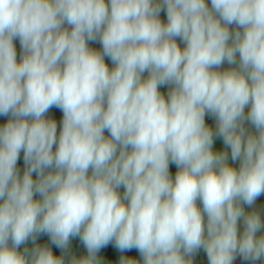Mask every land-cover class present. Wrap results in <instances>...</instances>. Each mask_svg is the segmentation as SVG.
Instances as JSON below:
<instances>
[{
    "label": "clouds",
    "instance_id": "obj_1",
    "mask_svg": "<svg viewBox=\"0 0 264 264\" xmlns=\"http://www.w3.org/2000/svg\"><path fill=\"white\" fill-rule=\"evenodd\" d=\"M97 37L102 53L88 46ZM237 54L238 67L218 70ZM52 107L63 113L58 138ZM206 113L238 170L213 150ZM9 114L0 264H63L46 247L18 251L39 233L61 249L79 236L88 255L71 264H100L111 241L143 264H192L200 248L209 264L264 257L261 217L242 207L264 194V0H0V116ZM245 119L258 134L246 136Z\"/></svg>",
    "mask_w": 264,
    "mask_h": 264
},
{
    "label": "rangeland",
    "instance_id": "obj_2",
    "mask_svg": "<svg viewBox=\"0 0 264 264\" xmlns=\"http://www.w3.org/2000/svg\"><path fill=\"white\" fill-rule=\"evenodd\" d=\"M106 2H107V0H106ZM158 2H159V0H158ZM206 3L208 5V7L211 9V0H206ZM159 17L163 23L167 22L166 6L162 5ZM64 27L67 28L68 30H71L70 26H68L67 24H65ZM229 30L231 33H234L237 30H239L241 32L243 31L242 29H238V27L234 24L229 26ZM13 43H14V46L16 48L17 61L19 62L22 58V55H23V50H22L19 38H15ZM177 43L181 48H183L185 46L184 42L182 40H180L179 38H177ZM88 46L91 49L99 51L101 53L103 51L102 44L100 43L99 37H97V39L94 41H89ZM104 59H105V63L108 65L110 70L115 67V65L112 63V61L108 57H104ZM238 64H239V55L237 54V63L236 64L229 65L227 63V61H225L220 66V69H218V70L224 71V70H228L231 68H236V67H238ZM147 75H148V73L145 72L144 74H142V78H147ZM173 87L174 86L170 85V84L162 85L160 87L159 90L165 96V99L168 98V93L172 90ZM249 111H250V105L246 106V108H245V117H247V114ZM9 117L10 116H7L8 120H10ZM5 118H6V116H0V123ZM45 118H46V116H45ZM205 121H206V124L209 125L213 129V132H214L213 150L216 152H226L228 155V161H227L228 164L235 167L238 170L240 167V161L239 160L233 161L231 159L230 147L224 144L222 137L215 134L216 133V126H217L216 118L212 114L206 113ZM243 127L245 129L246 136L248 134H252V135L258 134L257 130L255 129V126L247 119H245V121L243 122ZM22 153H23V151H21L19 159L17 161V170L24 172L26 170V164L24 162V158H23ZM177 171H178L177 166L174 163L170 162L169 172H170V175L172 176L173 180L175 179V174ZM35 175H36V173H33V176H35ZM117 191L120 193L121 197H123V194L125 191L123 186L118 188ZM197 205L202 208V203L199 200L197 201ZM242 207L244 208L246 214L251 213L253 211L258 212L260 217H261L262 225H264V194H261L259 197H257V199L253 203V205L249 206L246 204H242ZM205 222H206V216H205ZM243 230H244V221H243V218H241L238 221V234H242ZM261 236H264V226H262L261 230L258 231V233H257L258 238ZM190 259L192 260V264H209V261L207 258V253L203 248L196 250L193 253V255L190 257ZM233 264H264V257H262L260 260H257V261L245 260L242 256H240L237 253L234 260H233Z\"/></svg>",
    "mask_w": 264,
    "mask_h": 264
},
{
    "label": "trees",
    "instance_id": "obj_3",
    "mask_svg": "<svg viewBox=\"0 0 264 264\" xmlns=\"http://www.w3.org/2000/svg\"><path fill=\"white\" fill-rule=\"evenodd\" d=\"M9 118L12 119L11 114H9ZM46 119H54L57 123V138L59 137V133L62 128V120H63V113L62 110L56 107H52L49 111L45 114ZM8 121L6 118L0 123V126H3ZM105 136H109V133L105 131ZM54 145V150H55ZM23 154V153H22ZM50 171V170H46ZM20 177L22 178L24 172L18 170ZM91 174V170L89 171V175ZM33 179H36V175L33 176ZM34 199H40L39 194H34ZM9 245L11 246V241H9ZM36 247L48 248L52 251L53 255L56 257L63 258V264H71L72 260L81 259L88 255L87 248L84 245L83 241L79 236L70 237L68 245L66 248H59L55 244L52 243V239L49 234L47 233H39L35 236V239L29 238L24 244L20 246L18 251L24 253L27 251L29 254L32 250ZM97 258L100 261V264H121L122 259L132 258L135 259L138 264H143V258L140 255L139 251L135 248L131 250H126L121 252L116 246L115 241H111L107 246L101 248L97 253Z\"/></svg>",
    "mask_w": 264,
    "mask_h": 264
}]
</instances>
